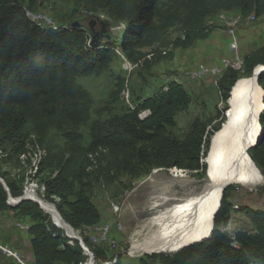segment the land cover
<instances>
[{"label":"trees","instance_id":"16d2710c","mask_svg":"<svg viewBox=\"0 0 264 264\" xmlns=\"http://www.w3.org/2000/svg\"><path fill=\"white\" fill-rule=\"evenodd\" d=\"M23 1L0 0V158L16 168H27L24 177L28 181L40 178L44 164L40 152L50 130L60 132L67 150L72 152L83 140L80 128L90 120L93 98L78 82L79 77L107 72L119 53L137 67L141 64L144 70L151 71L162 60L172 59L176 49H186L196 40L207 38L213 30L208 18L221 12L238 10L245 17L264 16V0H167L161 8H157L159 0H88L90 12H101L124 23L120 43L90 46L85 30L65 24L44 27L32 22L26 16V9L33 8L26 7ZM175 27L180 34L166 42L170 29ZM170 45L172 49L168 51ZM150 47V52L143 51ZM243 62L246 73L251 74L260 64L264 68V47L248 53ZM238 75L230 69L218 79L225 100L230 98V86ZM125 81L124 77H118L112 98L124 89ZM259 85L264 90V71ZM190 103L184 84L170 80L155 94L140 98L136 107L105 120H95L90 127L92 149L88 152L95 154L97 164L88 158L87 152V165H81L82 171L92 173L99 168L106 155L100 153L97 157L95 152L99 148H107V152L113 149L116 166L136 177L148 174L153 168L190 171L205 168L211 136L220 124L210 131L208 121L195 118L183 139L168 129L174 125L176 114L187 110ZM144 110L149 112L142 117L139 113ZM259 123L264 133V110ZM247 153L264 171V142ZM91 165L93 168L89 169ZM0 174L14 196L24 194L27 188L23 187L22 191L23 177L18 180L19 177L9 172ZM41 182L45 193L59 197L58 209L73 229L101 221L91 196L83 187L76 189L78 183L84 186L82 178L64 176L59 171L46 183ZM227 189L208 239L175 253L153 254L150 258L159 260L160 264H264V209L239 208L252 227L236 233L239 247L234 246L228 234L221 230L235 209L227 200ZM7 209L32 219L29 233L34 264H89V256L78 241L70 244V237L51 229V212L47 207L43 206V211L31 200L11 207L0 183V211ZM85 242L88 243L86 238ZM90 249L96 263L97 253ZM109 264L124 263L119 258ZM138 264L152 263L141 260Z\"/></svg>","mask_w":264,"mask_h":264},{"label":"rangeland","instance_id":"374dc122","mask_svg":"<svg viewBox=\"0 0 264 264\" xmlns=\"http://www.w3.org/2000/svg\"><path fill=\"white\" fill-rule=\"evenodd\" d=\"M166 1L159 0L157 8H161ZM23 2L26 7L48 13L58 25H70L75 20L86 18V16L91 17L93 14L107 17L101 12H90L88 0H24ZM110 19L114 27L113 31L118 35L121 34L124 23L116 19ZM88 21L86 19L83 23L88 25ZM242 26L245 34L240 35ZM179 34L180 32L176 27L170 29L166 42H171ZM236 37L239 43L238 54L243 59H245L248 52L250 53V51L264 47V16L256 20H250L248 16H244L243 22L236 31ZM228 39L230 40V38ZM171 49L172 46L170 45L168 51ZM151 50L152 47L143 49L145 52H150ZM232 53L233 51L226 47L217 60ZM168 60H162L151 71H146L141 64L137 67L124 54L119 53V57L114 59L110 70L107 72L99 75L92 74L79 77L78 82L90 92L93 98L90 120L80 128L83 140L78 149L72 152L67 150L62 134L56 130H50L43 139L44 148L40 152V157L44 160V164L39 179L28 181L24 177L27 174V168H16L13 165L4 163L3 159L0 158L1 173L9 172L11 176L19 177L18 180L23 177L22 191L23 187L27 188L24 193L29 191L36 193L35 190L41 191L42 197L44 196L43 198L47 201L55 203L57 207L60 203L59 197L49 195L48 192L45 193L41 180L46 183V180L52 178L59 171L64 176L82 178L84 186L78 183L76 189L83 187L85 192L91 196L100 211L102 217L100 222L102 224L112 223L111 233L118 239V246L114 250L106 249L105 251L100 247L91 246L90 242L87 243L97 253L96 260L99 264L111 260V257L116 258V261L121 258L124 264H138L141 260H147L152 264H160L159 260L150 258L153 254H130L133 245L143 243L151 238L156 228L159 227L162 216L175 206L173 202H168L164 206L148 208V202L152 197L165 194L187 195L190 190L197 189L206 179L207 161L205 168L198 171L176 167L153 168L148 174L139 177L132 176L120 166H116L113 156L114 150L111 148L108 152L107 148L104 150L99 148L97 152L93 151L97 157L100 153H105L106 155L102 157L99 168L96 171L92 173L82 171L83 167L81 165H87L86 153L92 149L90 148V127L95 120H105L113 115L122 114L129 108L132 109L133 105L138 104L140 98L155 94L170 81V78L178 77L182 72H184L185 78H192L191 73L193 70L191 69L199 64L181 66L174 63L175 61L167 63ZM122 61L131 66L122 68ZM236 72L239 74L236 82L243 77L250 76V73H246V67H244V70H236ZM118 77L125 78V86L122 91L112 98L111 93L116 89ZM218 81L217 79V82L214 83V78L211 76L200 81L183 80V84L191 98V103L187 110L176 114L174 125L168 128L172 135L183 139L190 130L192 121L197 117L209 122L207 129L210 131H213L217 124H220V127L223 125L227 120L226 112L230 107L228 102L230 98L228 100L223 98V92L218 86ZM227 86H230V84L227 83ZM233 86H230V97ZM144 116L142 115V117ZM256 140L258 143L264 142V133L258 132ZM34 149H36V145ZM90 152H88V158L94 164H97L95 154ZM201 161L204 162L203 158ZM252 162L257 168L258 178L253 182L234 183L226 191L227 200L235 208L231 210L229 222L221 227L226 228L224 231L226 234H228L227 229H232L233 231L251 229L250 219L243 211H238L239 208L249 206L255 209H264V171L258 164L254 161ZM92 168L93 165L89 167V169ZM8 176L6 175L7 178ZM70 198L72 199L73 197L71 196ZM111 201L119 205L120 210L116 214L111 211ZM8 210L13 213H9L7 210V212L0 213V242L8 243L15 247L8 240V237L12 238L16 235L19 241L22 242V238L26 239L30 233L28 229L21 227L18 223L31 224L32 219L29 216H18L13 210ZM49 225L53 231L67 237L68 231H63L55 226L52 220H50ZM18 250L24 255L31 254L21 249ZM32 257L34 258L31 254V262H33ZM0 264H13V262L0 252Z\"/></svg>","mask_w":264,"mask_h":264},{"label":"bare ground","instance_id":"6f19581e","mask_svg":"<svg viewBox=\"0 0 264 264\" xmlns=\"http://www.w3.org/2000/svg\"><path fill=\"white\" fill-rule=\"evenodd\" d=\"M31 12L32 9H26V14H31ZM248 17L250 20L257 19L254 14H250ZM220 18L230 28H234L238 25L241 16L228 17L223 12ZM50 21L55 20L50 17ZM37 24L44 27L58 25L56 22L47 21H40ZM230 69L244 70L243 58H238L237 62H228V67L217 69L218 79ZM261 69H264L263 65L256 66L250 76L239 79L233 86L232 95L228 100L230 107L226 112L227 120L211 137L206 157L208 164L206 179L197 189L190 190L187 195L165 194L150 199L147 204L148 208L164 206L168 202H173L175 206L162 216L159 227L156 228L149 240L132 246L131 255L175 251L184 245L201 240L208 235L213 225V212L218 205L223 187L228 183L253 182L258 178L257 168L250 159L246 148L250 143L257 142L258 132L261 133L262 129L258 122V114L264 106V91L255 76V72ZM191 77L193 78V72ZM24 194L27 197H36L37 201L42 200V208L44 206L50 210L54 225L63 231L67 230L69 236L75 235L74 230H76V234L82 235L84 242L86 238L91 246L100 247L105 251L106 249L112 250L110 244L95 237V233L89 227L91 225H82L74 230L69 226H64L54 210L52 202L42 199L41 196H36L33 191ZM8 200L10 202L9 198ZM225 229V227L221 228L223 232ZM73 241L76 240L72 239L69 243L72 244ZM233 245L238 247V243L235 241H233ZM88 247L91 248L90 245ZM114 261L116 258L111 257V260L102 263L109 264ZM31 264L34 263L31 262ZM89 264H96L94 256L93 258L89 256Z\"/></svg>","mask_w":264,"mask_h":264},{"label":"built area","instance_id":"2783aa9c","mask_svg":"<svg viewBox=\"0 0 264 264\" xmlns=\"http://www.w3.org/2000/svg\"><path fill=\"white\" fill-rule=\"evenodd\" d=\"M236 14H230L227 16H235ZM26 16L35 24L40 23V21H47V22H56V21H50V15L42 10H36L32 9L31 14H26ZM223 18V17H222ZM236 31L234 30L231 35H228L230 38L229 40V48L233 51V53L229 56H223L220 58V60L214 64L210 65L207 63H199L195 68L191 69L193 70V78H185L184 72L180 73L178 77L170 78V80H176L178 82H182L185 79H192L196 81L203 80L207 78L208 76H211L214 78V83L217 82V69H220L222 67H228V62H237V59L241 57V55L238 54V48L239 43L236 37ZM124 66H131L130 64L125 63L122 61V68ZM133 107H136V105ZM149 110H144L139 113V115H145V113H148ZM36 196H41V191H38V193H35ZM111 211L113 213L119 212V205L115 202L111 201L110 203ZM21 227L28 229L31 224H24L22 222L18 223ZM91 230L95 233V237L102 242H105L106 244H110L112 246V250L116 249L118 246V239L112 235V223L107 222L103 224H91ZM73 229V228H72ZM74 230V229H73ZM228 230V236L230 237L231 241L236 240V233L238 231H233L232 229ZM76 234V230H74ZM82 237V235H79ZM239 247V243H238ZM0 252L4 254L7 258L11 259L13 264H31V255H24L21 253L18 249L13 247L12 245L8 243H1L0 242ZM97 264V261H96Z\"/></svg>","mask_w":264,"mask_h":264},{"label":"water","instance_id":"95a60500","mask_svg":"<svg viewBox=\"0 0 264 264\" xmlns=\"http://www.w3.org/2000/svg\"><path fill=\"white\" fill-rule=\"evenodd\" d=\"M88 19V25L84 24L83 21ZM70 27L72 29H81V30H85L87 31L88 35H89V45L90 46H98L102 43H120L122 38H121V35L119 34H116L113 29L114 27L112 26V20L108 17H105V16H101V15H98V14H93L91 17L90 16H86V18H81V19H78V20H75L73 21L71 24H70ZM264 71V69H261L259 70L258 72H255V76H256V81L259 83V77H260V74ZM264 91V90H263ZM263 99H264V94H263ZM229 102V101H228ZM264 110V106H262V108L260 109L259 111V114H258V122L260 120V115L261 113L263 112ZM260 124V123H259ZM261 133H262V129H261ZM256 144H258V141L257 142H254V143H250L246 150L248 152V150L255 146ZM251 157V156H250ZM0 183L2 184V186L4 187V189L6 190L7 194H8V198L10 199V202H11V207H15L17 204H19L21 201L23 200H31V201H34L36 202L41 208H42V205L41 203L43 202L42 200H39L37 201L36 200V197H27L25 194H21L19 196H14L10 190V187L8 186L7 182L5 181V179L0 175ZM230 185H232L231 183H228L226 184L222 191H221V195H220V198H219V202H218V205L217 207L215 208L214 212H213V225L208 233V235L204 236L201 240H198V241H195V242H192V243H189L187 245H184L182 246L181 248H179L178 250H175V251H158V252H153L152 254H160V253H174V252H177L191 244H194V243H198V242H201L205 239H208L212 233V230L214 228V218H215V215L217 213V211L219 210L220 206H221V202H222V199H223V194H224V191L226 190V188H228ZM53 208L54 210L56 211L58 217L60 218V220L62 221L63 225L64 226H69L72 228V225L70 223H68L63 215L61 214L60 210L58 209V207L56 206L55 203H53ZM43 210V208H42ZM68 237L72 238L73 240H76L79 242V244L83 247L84 249V252L86 254H88L90 256V258H93L94 254L93 252L89 249V247L85 244L84 242V239L75 234V235H72V236H69L67 235ZM148 255H151V254H148Z\"/></svg>","mask_w":264,"mask_h":264},{"label":"crops","instance_id":"0c3cea01","mask_svg":"<svg viewBox=\"0 0 264 264\" xmlns=\"http://www.w3.org/2000/svg\"><path fill=\"white\" fill-rule=\"evenodd\" d=\"M222 13L223 12L219 13L218 15H214V16H211L210 18H208L207 23L209 25L213 26V30L207 38L196 40L192 46H190L186 49H176L175 50V56L172 59H169L167 61V63L168 62L173 63V61H175L174 63H177V65H181V66H189V65L192 66V65H196L197 63H202V62L210 64V65L216 64L219 61V59L217 60V58H218V56H220L222 54V51H224V48L229 47L228 46V42H229L228 35H231V33L234 30H237L239 28V26L243 22V17H244L240 14V11H238V10H234L230 13L225 12L226 15L236 14L235 16H237V15L241 16L238 25H236L234 28H230L220 18V15ZM228 17H231V16H228ZM244 32H245V30L243 29V26H242L240 28V35L245 34ZM241 38H242V36H241ZM241 58H243V57L241 56ZM145 114H147V113H145ZM11 210H13V209H11ZM7 211L9 213L12 212V211H9L8 209H7ZM7 211L3 210V211H0V213L1 212H7ZM15 214H16V212H15ZM98 224H102V223L99 222ZM8 240L16 248L21 249L25 252H29L33 255L31 236L30 235H28L26 239L22 238V242L19 241L18 236H16V235H14L12 238L8 237ZM32 263H34V260Z\"/></svg>","mask_w":264,"mask_h":264}]
</instances>
